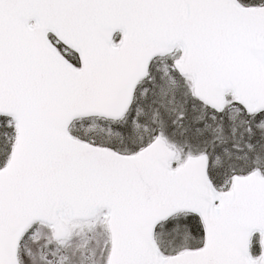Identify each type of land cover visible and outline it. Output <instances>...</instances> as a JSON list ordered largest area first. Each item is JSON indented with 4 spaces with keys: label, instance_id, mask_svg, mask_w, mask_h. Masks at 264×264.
Instances as JSON below:
<instances>
[{
    "label": "water",
    "instance_id": "water-1",
    "mask_svg": "<svg viewBox=\"0 0 264 264\" xmlns=\"http://www.w3.org/2000/svg\"><path fill=\"white\" fill-rule=\"evenodd\" d=\"M34 22L35 26L30 27ZM52 32L80 57L73 67L49 42ZM122 33L113 47L112 38ZM181 47L177 72L194 96L221 113L232 91L246 112L264 111V7L238 0H0V114L16 141L0 171V264H19L35 222L65 239L69 223L108 212L107 264H264V176L233 178L218 193L206 155L172 170L179 152L163 138L134 156L73 138L68 128L93 115L121 119L151 61ZM197 215L205 245L165 257L156 227ZM262 234V255L250 239Z\"/></svg>",
    "mask_w": 264,
    "mask_h": 264
},
{
    "label": "rangeland",
    "instance_id": "rangeland-1",
    "mask_svg": "<svg viewBox=\"0 0 264 264\" xmlns=\"http://www.w3.org/2000/svg\"><path fill=\"white\" fill-rule=\"evenodd\" d=\"M181 55L174 51L155 60L124 121L92 117L73 131L91 143L128 155L162 136L181 151L174 167L189 156L207 152L211 179L222 190L231 188L236 175L256 170L264 174V114L249 116L232 95L227 96L223 114H207L211 111L192 94L191 78L181 77L174 68ZM107 221V212L101 211L93 221L71 224L69 236L62 242L53 241L50 228L36 224L21 242L20 264H107L111 248ZM256 239L259 245L260 238ZM155 242L162 254L170 256L202 248L204 236L199 220L185 214L160 224Z\"/></svg>",
    "mask_w": 264,
    "mask_h": 264
},
{
    "label": "trees",
    "instance_id": "trees-1",
    "mask_svg": "<svg viewBox=\"0 0 264 264\" xmlns=\"http://www.w3.org/2000/svg\"><path fill=\"white\" fill-rule=\"evenodd\" d=\"M239 1L246 6H258L260 3H264V0H239ZM49 38L52 42L55 43L54 37L52 35H49ZM207 114L212 115V112L211 113L207 112ZM207 116L208 115H206V117ZM190 120H192V118H190ZM80 122L81 121H78L76 125ZM74 126L75 124L70 129L71 134L77 138L88 141L87 139L84 138L83 134H80L79 132L75 133L73 131ZM15 135H16V131L12 119L8 116L0 115V169H2L9 160L12 147L14 146V142H15L14 141Z\"/></svg>",
    "mask_w": 264,
    "mask_h": 264
}]
</instances>
